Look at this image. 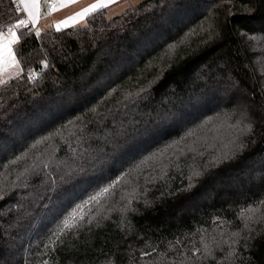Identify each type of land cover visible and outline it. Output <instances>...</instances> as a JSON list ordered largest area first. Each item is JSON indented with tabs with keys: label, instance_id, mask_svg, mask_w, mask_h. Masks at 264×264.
<instances>
[{
	"label": "trees",
	"instance_id": "16d2710c",
	"mask_svg": "<svg viewBox=\"0 0 264 264\" xmlns=\"http://www.w3.org/2000/svg\"><path fill=\"white\" fill-rule=\"evenodd\" d=\"M21 16L0 0V31ZM17 33L0 264H264V0H144Z\"/></svg>",
	"mask_w": 264,
	"mask_h": 264
},
{
	"label": "snow or ice",
	"instance_id": "6c2138e0",
	"mask_svg": "<svg viewBox=\"0 0 264 264\" xmlns=\"http://www.w3.org/2000/svg\"><path fill=\"white\" fill-rule=\"evenodd\" d=\"M76 0H58V4L56 0H53L51 9L49 10V14L51 12L57 10V7H64L68 4L75 3ZM114 0H100L98 4L92 5L87 9H84L82 12L75 14L72 17H69L67 20L62 21L60 24H56L55 28L57 31L60 30L61 26H68L69 24H75L85 17H87L90 13L95 12L99 8H106ZM48 0H45V4L47 5ZM19 5L23 7L25 10L28 19H20L17 23L9 27L6 31H0V71L5 70V68L9 65L18 66V60L16 57V53L13 51V45H16L20 42V36L17 34L16 29H20L22 26L27 28L29 24H35L40 18V7L41 0H19ZM36 35H39V31L37 30ZM69 225L66 223L65 227Z\"/></svg>",
	"mask_w": 264,
	"mask_h": 264
},
{
	"label": "crops",
	"instance_id": "0c3cea01",
	"mask_svg": "<svg viewBox=\"0 0 264 264\" xmlns=\"http://www.w3.org/2000/svg\"><path fill=\"white\" fill-rule=\"evenodd\" d=\"M52 1L53 0H48ZM144 0H114L113 3H111L108 7L106 8H99L95 12L100 11V10H107V15L109 18H113L116 16H119L123 14L131 5L134 4H139L143 2ZM58 4V0H56ZM100 0H76L75 3L68 4L67 6L64 7H57V10L51 12L49 14V10L51 9L49 7V4H45V0H41V7H40V18L38 21L33 25L29 24V26L37 32V30L40 32L47 31L50 29H56L55 25L60 24L62 21L67 20L69 17L74 16L77 13L82 12L84 9L89 8L92 5L98 4ZM22 9V15L28 19L27 14L23 7L21 6ZM90 13L87 17H85L83 20L75 23V24H69L68 26H61L60 29L63 28H70V27H77V26H82L85 25L87 22V19L89 16H91L93 13ZM113 16V17H112ZM13 51L15 52L14 45H13ZM19 64V61H18ZM18 68V66H7L5 70L0 71V81L3 77V79H13L14 75H16L17 72L15 70ZM11 70V71H10ZM10 74V76H9ZM16 78V77H15Z\"/></svg>",
	"mask_w": 264,
	"mask_h": 264
},
{
	"label": "rangeland",
	"instance_id": "374dc122",
	"mask_svg": "<svg viewBox=\"0 0 264 264\" xmlns=\"http://www.w3.org/2000/svg\"><path fill=\"white\" fill-rule=\"evenodd\" d=\"M113 17V16H112ZM18 34V33H17ZM252 42L253 43H255V44H261L260 45V49H258L257 50V46L255 45V44H253L252 45V48H253V50H254V53H255V56H256V59H257V63L259 62V59H258V57L259 56H261V57H263L264 58V39H260V38H255V37H253L252 38ZM257 50V51H256ZM259 64L261 65V69L263 68V70H264V61H263V63H260L259 62ZM260 65H259V67H260ZM11 71V70H10ZM15 72H17L16 73V75H14V77H12V78H15V77H18V76H20L21 75V73H22V69H21V66H20V64H18V68L15 70ZM9 76H10V74H9ZM10 79H3V77H2V79H1V81H0V85H2V84H4L5 82H7V81H9ZM224 125H221L220 127H219V129L220 130H222V132H220V134H219V137L221 138V139H223L224 141H225V139H226V135H230V133H231V130L233 129H231V125L230 124H228V123H226V127L224 126ZM231 129V130H230ZM224 130V131H223ZM230 130V131H229Z\"/></svg>",
	"mask_w": 264,
	"mask_h": 264
},
{
	"label": "built area",
	"instance_id": "2783aa9c",
	"mask_svg": "<svg viewBox=\"0 0 264 264\" xmlns=\"http://www.w3.org/2000/svg\"><path fill=\"white\" fill-rule=\"evenodd\" d=\"M14 3H15V5H16V10H17V12L18 13H22V9H21V6L19 5V0H14ZM52 1H48V4H49V7L51 8V6H52ZM20 19H26V17H24L23 15L20 17ZM19 19V20H20ZM18 20V21H19ZM18 21H16L15 23H17ZM15 23H13V24H9L8 26H6L4 29H3V31H6L9 27H11L12 25H14ZM24 29H26V28H24L23 26L20 28V29H16V31L17 32H19V31H21V30H24Z\"/></svg>",
	"mask_w": 264,
	"mask_h": 264
}]
</instances>
